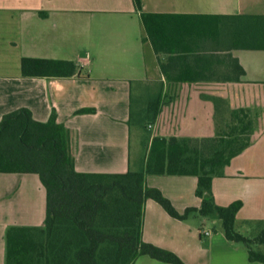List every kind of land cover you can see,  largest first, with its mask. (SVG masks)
I'll list each match as a JSON object with an SVG mask.
<instances>
[{"label": "crops", "instance_id": "0c3cea01", "mask_svg": "<svg viewBox=\"0 0 264 264\" xmlns=\"http://www.w3.org/2000/svg\"><path fill=\"white\" fill-rule=\"evenodd\" d=\"M145 12L166 15L164 46L153 50L132 0H0V118L20 107L35 120L51 112L68 131L69 152L79 172L135 170L129 117L141 94L161 96L152 136L212 137L214 106L250 110V143L233 156L211 191L218 205L241 200L235 226L251 231L264 220V49L243 45L264 33L248 16L264 15V0H141ZM70 59L81 69L71 77H24L22 57ZM237 63L244 74L236 81ZM162 65V68H161ZM147 90V92H145ZM81 108L93 112L75 113ZM219 117L227 119L221 108ZM142 161V160H141ZM141 163V162H140ZM140 164H138L139 168ZM136 167V166H134ZM182 211L198 207L192 175H147ZM45 189L35 173L0 172V264L11 225L39 226ZM236 228V227H235ZM142 240L179 256L186 264H264L228 241L217 219L171 217L153 199L143 206ZM133 264H169L147 255Z\"/></svg>", "mask_w": 264, "mask_h": 264}, {"label": "trees", "instance_id": "16d2710c", "mask_svg": "<svg viewBox=\"0 0 264 264\" xmlns=\"http://www.w3.org/2000/svg\"><path fill=\"white\" fill-rule=\"evenodd\" d=\"M143 26L142 40L153 50L169 52L164 46V14L145 12L141 0H132ZM252 25H264V15L248 16ZM264 49V33L243 45ZM237 75L244 74L237 63ZM162 68V65H161ZM80 65L70 59L22 57L24 77H71ZM214 106L212 137L152 136L146 143L138 169L123 173L79 172L69 152V136L63 123L51 112L46 121L35 120L26 107L0 118V172L35 173L45 189L42 225H11L4 234V264H133L147 255L169 264H186L175 253L142 240L143 206L155 200L171 217L179 220L199 216L220 221L225 238L245 247L249 261L264 263V220L249 223L251 234L235 228V215L242 205L234 200L218 205L211 191L213 177L222 176L230 159L250 143L255 120L250 110L229 108L221 97L208 96ZM162 103L161 96L147 100L129 117V125L148 128ZM223 108L227 119L219 117ZM81 108L75 113L93 112ZM192 175L196 177L198 207L178 211L162 192L146 184L147 175Z\"/></svg>", "mask_w": 264, "mask_h": 264}, {"label": "rangeland", "instance_id": "374dc122", "mask_svg": "<svg viewBox=\"0 0 264 264\" xmlns=\"http://www.w3.org/2000/svg\"><path fill=\"white\" fill-rule=\"evenodd\" d=\"M147 92V90L145 91ZM137 97V101L134 100L133 102V112H138L142 107L145 106L147 100L150 96H148L146 93L141 94ZM152 98V97H151ZM150 134L149 128L140 127L137 125L131 126V136H130V154L132 158V167L135 169H138V164H141V160L143 158V155L146 152V143L148 139V135ZM136 166V167H134ZM199 217V216H196ZM236 229L241 232L244 235H250L251 231H246L243 227L240 225L235 226ZM264 251V245L260 247Z\"/></svg>", "mask_w": 264, "mask_h": 264}, {"label": "built area", "instance_id": "2783aa9c", "mask_svg": "<svg viewBox=\"0 0 264 264\" xmlns=\"http://www.w3.org/2000/svg\"><path fill=\"white\" fill-rule=\"evenodd\" d=\"M147 127L150 129L152 127V124L151 123L147 124Z\"/></svg>", "mask_w": 264, "mask_h": 264}]
</instances>
